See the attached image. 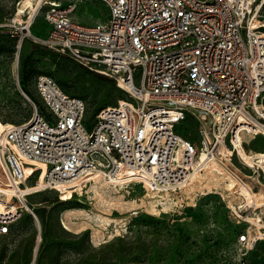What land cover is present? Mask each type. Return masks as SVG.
<instances>
[{"label":"built area","instance_id":"2783aa9c","mask_svg":"<svg viewBox=\"0 0 264 264\" xmlns=\"http://www.w3.org/2000/svg\"><path fill=\"white\" fill-rule=\"evenodd\" d=\"M100 1L109 18L93 25L74 17L72 2L42 0L25 19L17 9L11 25L20 43L43 11L49 28L39 43L113 80L121 97L101 107L88 128L86 101L51 75L39 74L34 82L47 113L20 88L31 115L17 123L0 119V200L7 203L0 235L25 213L36 217L30 196L49 190L61 199L59 183L92 169L108 178L135 171L133 183L161 202L175 210L190 207L183 196L202 155L218 160V148L226 146L219 164L245 182L249 170L234 140L242 135L248 150L250 141H264V133L247 130L264 128V26L251 25L256 0ZM187 116L198 122L197 139L177 132ZM28 158L43 162L45 170L27 164ZM28 165L33 168L26 172ZM238 241L251 249L264 236L243 234Z\"/></svg>","mask_w":264,"mask_h":264},{"label":"rangeland","instance_id":"374dc122","mask_svg":"<svg viewBox=\"0 0 264 264\" xmlns=\"http://www.w3.org/2000/svg\"><path fill=\"white\" fill-rule=\"evenodd\" d=\"M21 1L0 0V119L17 123L31 115V103L21 89L47 113L34 82L37 75L48 74L67 93L86 101L85 125L89 128L101 105L120 98L121 93L108 77L39 43L49 28L43 11L36 14L31 34L20 43L21 34L15 35L11 24L17 9L19 14L24 11ZM57 1L76 4L73 15L84 25L109 18L107 6L100 0ZM28 11L21 15L23 19ZM197 124L187 116L177 132L197 139ZM248 146L251 151H264L260 138ZM204 171L183 196L190 207L176 210L161 202L155 192L135 184L124 188L130 192L124 203L106 205L95 199L99 210H94L87 195V183L82 185L81 195L74 197L80 185L63 187L60 194L66 193L67 201H61L55 191L32 195L28 203L34 206L36 217L25 213L8 234L0 235V264H264V241L244 248L238 240L248 235L249 225L238 223L227 208L242 196L223 193L227 189L222 176L228 175L219 167L209 175V169ZM214 189L223 196L212 193ZM253 190L259 192L256 186ZM261 193L264 195V190ZM260 208L259 213L264 206Z\"/></svg>","mask_w":264,"mask_h":264},{"label":"bare ground","instance_id":"6f19581e","mask_svg":"<svg viewBox=\"0 0 264 264\" xmlns=\"http://www.w3.org/2000/svg\"><path fill=\"white\" fill-rule=\"evenodd\" d=\"M42 0H22L21 7L24 10L22 15H26L25 13L27 10H33L35 8V3L39 5ZM257 5V10L255 11L253 18L251 20V25L254 29L261 28L264 23V16L262 12L264 10V0L255 2ZM3 127V124H0ZM247 130L249 132H255L257 134H263L264 128L260 125L257 127H248ZM243 136L240 135L236 140H234L235 148L237 149L238 156L241 157L248 170L249 174H246L245 183L244 181L239 180L235 174L226 166V164H219V159L224 160L226 154L228 153V148L224 145L218 148V160L212 159L211 161L206 159L205 156H201L200 160H197L194 164V173L193 179L191 182V186H193L194 181L197 177L201 178L202 173L199 171V167H203V170L209 169L208 175L216 173V168L219 167L222 171H224L228 176H222L223 183L235 185V193L238 196H242L240 200H235L231 204H228L230 210L234 212V214L241 218L243 222L249 225L248 228V236L253 238L252 229H254L256 235L264 236V209H262L261 213L257 212L260 207L264 206V195L261 193L264 190V151H257V150H245V146L242 143ZM226 152V154H225ZM29 165H36L39 168H44V163L38 159H31L28 158ZM26 167V172H29L33 167L32 166ZM215 171V172H214ZM132 176H136L135 171L132 170H124L117 172V177L115 178H108L103 172L100 170H87L81 173L77 178L72 180L71 182L67 183H59L57 185L56 191H61L63 187H71L74 185H80L77 192H81L82 185L87 183V195L92 198L94 210H99L97 206V202L95 199L103 204H118L124 203L126 199L129 198L130 192L124 191V188H127L129 184H134L133 181L136 180L135 178H131ZM44 175L42 174L41 178L39 179L38 184H42ZM250 181V182H249ZM112 184H115L114 186ZM126 185V186H125ZM135 185H141L136 183ZM120 186L121 188H119ZM190 186V187H191ZM259 188V192L253 190L254 187ZM69 197L66 193L61 195V201H67ZM248 199H251L250 202ZM6 201L0 200V212L6 210ZM39 205V204H37ZM41 205V204H40ZM238 205L242 207L241 209L238 208ZM261 209V208H260ZM246 214L241 216L239 214ZM248 246H252L251 243ZM37 251V248L35 252Z\"/></svg>","mask_w":264,"mask_h":264},{"label":"trees","instance_id":"16d2710c","mask_svg":"<svg viewBox=\"0 0 264 264\" xmlns=\"http://www.w3.org/2000/svg\"><path fill=\"white\" fill-rule=\"evenodd\" d=\"M93 73H94V72H93ZM96 74H97V73H96ZM99 75H100V74H99ZM101 76H102V75H101ZM103 77H105V76H103ZM106 78H107V77H106ZM112 86L114 87V89H115L116 91H118V90L115 88V83H114L113 80H112ZM118 92H119V91H118ZM68 94H69V93H68ZM70 95H72V94H70ZM77 96H78V95H77ZM118 98H119V97H118ZM118 98H116V99H114V100H111L108 104L117 101ZM102 102H103V101H102ZM104 105H107V104H104V103H103V104L101 105V107H103ZM101 107H100V108H101ZM100 108H99V109H100ZM99 109H98V110H99ZM98 110L96 111V113L98 112ZM96 113H95V114H96ZM95 114H94V115H95Z\"/></svg>","mask_w":264,"mask_h":264},{"label":"crops","instance_id":"0c3cea01","mask_svg":"<svg viewBox=\"0 0 264 264\" xmlns=\"http://www.w3.org/2000/svg\"><path fill=\"white\" fill-rule=\"evenodd\" d=\"M223 183V182H222ZM224 185V187L227 189V190H231V191H234L235 190V185L234 184H232V185H229V184H223ZM230 191V192H231ZM235 192V191H234ZM232 193V192H231ZM232 194H235V193H232Z\"/></svg>","mask_w":264,"mask_h":264}]
</instances>
